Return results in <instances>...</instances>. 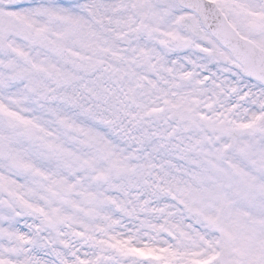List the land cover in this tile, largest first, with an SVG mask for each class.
<instances>
[{"label": "snow or ice", "instance_id": "obj_1", "mask_svg": "<svg viewBox=\"0 0 264 264\" xmlns=\"http://www.w3.org/2000/svg\"><path fill=\"white\" fill-rule=\"evenodd\" d=\"M0 264H264V0H0Z\"/></svg>", "mask_w": 264, "mask_h": 264}]
</instances>
